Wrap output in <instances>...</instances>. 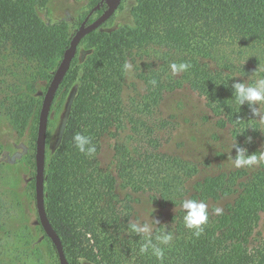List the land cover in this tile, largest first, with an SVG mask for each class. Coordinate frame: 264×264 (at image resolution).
Masks as SVG:
<instances>
[{"label":"trees","instance_id":"obj_1","mask_svg":"<svg viewBox=\"0 0 264 264\" xmlns=\"http://www.w3.org/2000/svg\"><path fill=\"white\" fill-rule=\"evenodd\" d=\"M86 1L89 10L78 26L101 2L89 22L107 7L104 0ZM47 2L0 0V115L16 131L34 124L35 142L46 93L39 94L40 83L48 82L47 91L75 34L66 20H42L39 12L47 10ZM130 15V25L110 31L103 25L83 39L87 57L81 63L76 56L54 100L61 95L60 104L68 112L59 146L46 162L45 204L69 264H264V235L258 231L264 212V162L252 174L238 170L207 176L191 192L188 183L200 166L159 150L171 132L160 104L165 93L184 87L204 99L217 126L230 128L237 142L260 137L259 115L247 103L238 104L231 84L251 85L257 74L264 75V0H134ZM129 61L145 92L124 107L123 65ZM173 63L190 67L173 74ZM123 125L131 147L115 146L112 172L99 163L100 140ZM77 133L90 137L93 155L76 147ZM32 188L35 197V176ZM119 190L128 195L122 197ZM129 192L148 193L164 207L181 208L185 199L213 206L199 236L185 227L182 209L165 224L173 234L168 245L155 240L165 225L157 227L153 243L164 250L158 260L151 251L140 252L144 237L129 228L136 222ZM229 198L233 200L222 214H215L217 204ZM7 219L0 206V264H25L20 251L2 255Z\"/></svg>","mask_w":264,"mask_h":264},{"label":"rangeland","instance_id":"obj_2","mask_svg":"<svg viewBox=\"0 0 264 264\" xmlns=\"http://www.w3.org/2000/svg\"><path fill=\"white\" fill-rule=\"evenodd\" d=\"M134 0H128L123 8L117 10L113 17L104 25V30L110 31L132 23L130 10ZM89 10L86 0H48L47 10L40 11L42 20L57 23L66 20L69 30L75 33L79 26L76 22L83 19ZM97 17V16H96ZM95 17V18H96ZM84 45H80L77 57L83 63L87 57ZM131 73H125V83L121 98L124 107L131 105L132 99L139 100L145 92L143 81L138 78L135 65ZM142 65V63H138ZM252 78L254 83L264 75L257 74ZM252 83V84H254ZM47 81L40 83L39 94H44ZM61 95L54 103L49 116L47 137V161L59 146L68 106H61ZM259 108L260 137L250 143L237 142L230 128H221L216 124V117L206 107L203 98L188 87L167 92L160 104V114L170 123L171 132L164 135L159 149L165 154L178 156L200 166L198 175L188 183L193 191L196 182L207 176L231 173L245 170L249 174L257 172L264 162L260 159L264 154V104ZM117 144H127L131 147L129 129L123 125L120 131L115 129L100 140V165L109 171H114L111 163ZM246 147L248 154L258 157L256 164L237 168L233 160L236 156L235 145ZM34 124H29L23 131H16L9 118L0 115V206L7 210L8 219L3 230L4 246L2 255L15 254L25 264H56L52 245L41 229L32 183L35 176ZM122 197L128 195L126 190H119ZM130 194V192H129ZM131 206L135 221L145 219L158 221L156 228L168 224L180 209L179 207H164L151 199L148 193L130 194ZM233 198L223 200L217 207L224 205ZM213 206L212 203L207 204ZM155 228V229H156ZM154 229V230H155ZM258 231L264 235V212L261 215ZM27 256L25 258V256ZM23 256V257H22Z\"/></svg>","mask_w":264,"mask_h":264},{"label":"clouds","instance_id":"obj_3","mask_svg":"<svg viewBox=\"0 0 264 264\" xmlns=\"http://www.w3.org/2000/svg\"><path fill=\"white\" fill-rule=\"evenodd\" d=\"M172 73L177 74L186 71L190 65L186 63L170 65ZM125 73H131L133 71V65L130 62H125L123 65ZM155 84V81H152ZM233 89V96L240 106L247 103L254 116L259 115V108L257 105L264 104V78L258 79L254 84H247L245 82L236 81L231 84ZM264 121V117H262ZM251 137H248L246 143L251 142ZM73 140L76 147L81 153L85 155H93L96 152L95 145L92 144L90 137L77 133ZM236 150V156L233 160L234 166L237 168L252 166L257 163L258 157L255 154H248L246 147L239 146L238 144L233 147ZM260 159H264V154ZM181 208L184 211V224L188 229L195 230V235L199 236L203 231V225H205L209 218L208 205L204 201L196 199H185L181 203ZM217 215L222 214L223 209L215 207L213 209ZM158 221L151 219H145L143 222L136 221L130 222L129 228L131 232H134L144 237V243L140 247V252L148 253L155 256L158 260H162L164 257V250L159 245H168L173 240V234L167 231V226L161 227L157 230L155 240L158 242L153 243V231L156 228Z\"/></svg>","mask_w":264,"mask_h":264},{"label":"water","instance_id":"obj_4","mask_svg":"<svg viewBox=\"0 0 264 264\" xmlns=\"http://www.w3.org/2000/svg\"><path fill=\"white\" fill-rule=\"evenodd\" d=\"M107 4L105 11L94 18L89 23L90 17L96 10L101 7V2L95 6L82 21L79 28L73 35L69 47L65 50L63 58L57 67L54 76L47 88L44 95L38 122L37 138H36V151H35V202L36 209L41 227L43 228L47 237L54 245L60 264H69L65 254L63 242L56 230L53 228L47 214L45 204V171L47 162V137H48V123L50 112L56 97V94L68 74L73 60L76 58L79 46L83 39L92 32L97 31L105 23H107L119 9L122 0H104Z\"/></svg>","mask_w":264,"mask_h":264},{"label":"flooded vegetation","instance_id":"obj_5","mask_svg":"<svg viewBox=\"0 0 264 264\" xmlns=\"http://www.w3.org/2000/svg\"><path fill=\"white\" fill-rule=\"evenodd\" d=\"M90 23V22H89Z\"/></svg>","mask_w":264,"mask_h":264}]
</instances>
